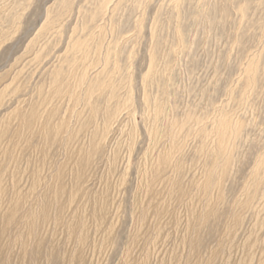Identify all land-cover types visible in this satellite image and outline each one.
<instances>
[{
	"label": "rangeland",
	"instance_id": "374dc122",
	"mask_svg": "<svg viewBox=\"0 0 264 264\" xmlns=\"http://www.w3.org/2000/svg\"><path fill=\"white\" fill-rule=\"evenodd\" d=\"M263 252L264 0H0V264Z\"/></svg>",
	"mask_w": 264,
	"mask_h": 264
},
{
	"label": "bare ground",
	"instance_id": "6f19581e",
	"mask_svg": "<svg viewBox=\"0 0 264 264\" xmlns=\"http://www.w3.org/2000/svg\"><path fill=\"white\" fill-rule=\"evenodd\" d=\"M79 172H80V168H79ZM145 203H146V205H148L149 204V202H150V197L149 196H147L145 199ZM15 211V209H13V208H11L10 209V212H12V211ZM13 215H8L7 216V218H6V226L4 227V230L2 231L3 233H6L9 229H8V227H9V223H11V222H13L14 221V218L12 217ZM71 228L73 229V225H71ZM264 253V252H263ZM260 260V259H259ZM78 261H81V260H78ZM129 263V262H128ZM76 264H81V263H79V262H76Z\"/></svg>",
	"mask_w": 264,
	"mask_h": 264
}]
</instances>
